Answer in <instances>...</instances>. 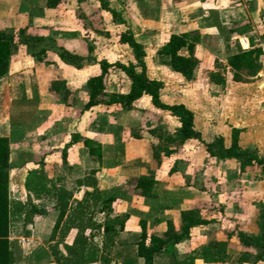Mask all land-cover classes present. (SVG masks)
<instances>
[{
    "label": "crops",
    "instance_id": "0c3cea01",
    "mask_svg": "<svg viewBox=\"0 0 264 264\" xmlns=\"http://www.w3.org/2000/svg\"><path fill=\"white\" fill-rule=\"evenodd\" d=\"M127 1L130 6L132 5V20L139 21L142 26L145 23L144 27L152 29L156 27L157 20L167 21L166 25L171 30L163 43L172 33L193 29L200 31L199 50L202 62L193 79L185 80L181 73L172 71L165 63L166 59L157 53L159 47L155 50L160 59L157 64L164 65L171 72L182 77L181 102L194 111L196 119L199 114L196 103L203 102L202 106L205 108L203 113L208 114L209 118L211 117V119H207L206 115L202 116L206 124V129H203L207 134L212 129L213 134L222 135L227 145H230L233 128H239V145L242 148L257 146L262 152L260 153L264 154V0H160L159 3L162 5L159 6L158 19L146 16L145 10L140 9L139 3L135 0ZM144 1L143 5L146 4V1L148 3L151 0ZM41 2L40 0H0V30L28 26V31L32 34L41 35L48 40L47 42H50L45 43L48 48L46 61H38L34 56L29 55L27 45L15 43L12 46L8 72L0 77V136L9 139L7 191L12 212L11 228L13 222L23 220L22 225L26 228L24 236L34 247H37L43 240L50 239V242L56 243L58 239V231L55 238L53 234L56 232L55 225L60 215L57 194L61 187L72 191L73 199H81L86 191L104 189L106 184L108 187L107 177L103 176V172L113 173L114 177L118 176L117 174L121 171L119 164H124V161L133 162V168L128 171L132 176H155L154 173L146 172L144 165L155 160L153 145L156 144L157 139L149 132L151 127H142L141 124L142 129L136 130L133 122L129 123L130 120L133 121L131 117L133 119L136 116L140 117L142 107L146 106H141L139 103L148 95L138 99L135 107L130 110L111 112L101 105H96L82 111L83 104L88 98L87 80L100 72V65L98 62L85 61L81 68H77L59 58L57 52L61 46L67 49L79 48L81 38L86 36L84 33L75 34L76 28L69 26L72 21L66 15L49 16L32 13L30 11L32 8L45 7ZM124 2L120 0V9L118 7L115 9L125 20L127 11L123 8ZM40 27H49L50 29L47 32H37L36 30H39ZM148 31L152 33L151 30ZM134 34L138 39L140 34ZM251 40L256 46H261L263 49L260 56L262 67L255 75H244V81L233 80L227 63L228 56L237 51L238 42L243 48H247L250 46ZM141 42L146 46L145 41ZM95 50L94 56L98 61L101 59H107L110 62L120 61L100 56ZM182 52L186 53L185 50ZM133 57V51L130 49L129 60H133ZM146 62L150 75L147 55ZM48 67H52L54 70H49ZM223 68L229 70L231 77L227 78L226 76L224 85L212 82L208 75L209 72L223 70ZM54 73L61 75L60 80H55ZM119 73V70H110L106 75L107 91H128L129 81L126 80V75L123 72L120 80L117 76ZM150 77L163 80L160 77L151 75ZM120 81L125 87H120ZM53 82L63 83L64 88L69 91L68 99L64 98L62 88L52 87ZM191 83L192 87L190 88ZM167 84L165 82L161 89L162 99ZM192 96L194 98L190 99ZM15 103H18L19 107L18 111L14 113ZM149 105L151 106L150 110L160 113L164 111L155 107L151 101ZM69 108L73 111L69 112ZM77 109L78 111H76ZM96 114L98 118H96ZM22 116L24 119L21 118ZM62 119L66 120L65 123H69L67 128L61 129L59 124H56ZM197 122L196 120L195 123L197 124ZM132 127L135 129V133L131 132L130 128ZM119 129L120 135L118 134ZM203 129H200L202 133H204ZM126 130L128 133L124 134L123 131L126 132ZM77 133L82 137L97 140L101 146V155L90 154L89 147L83 141L69 144L73 135ZM192 140L188 139L186 142ZM110 151L112 159L108 160L107 154ZM129 154L133 155L127 157ZM106 161L108 163H105ZM100 162H104L102 166L99 165ZM93 163L95 166L92 165ZM115 163L118 165L115 166ZM158 163L160 164L161 160ZM247 167L244 173L249 171ZM87 169L91 174L86 173ZM258 171L259 174L257 173L255 176H247L248 180L245 181L247 183L242 187L236 184L230 190L231 198H234L235 193L241 191L242 188L245 195H250L251 198L254 190L256 191L259 186L264 185L261 167ZM77 172H82L83 176H81L82 178L78 176V180L75 181L77 188L72 189L71 177ZM93 175L95 176L92 177ZM118 177L120 184L126 179V175H122V173ZM243 177H245L244 174ZM121 189L120 187V191ZM133 189L134 192L138 191L134 185ZM99 191L103 195V192ZM77 192H83L81 198H75ZM262 203H264V199ZM18 204H22L25 210L18 212ZM31 206L35 207L36 211L29 215L31 221H27L24 216ZM256 214L252 224L245 208L233 209L230 213H226L229 217L236 219L235 226H238L239 229L255 234L259 231L257 223L259 210ZM203 227L207 228L208 226ZM214 229L219 230L217 235L222 231L220 227ZM76 233L77 229H71L65 242L71 244ZM220 234L223 235V231ZM19 237L22 235L9 236V239L20 244ZM31 252L29 250L26 253L23 252L24 257H28ZM38 252L35 255V264L45 263L49 258L47 252L43 250L42 253L39 252V255ZM61 254L65 253L61 252ZM50 258L53 259L52 256ZM199 260L206 264L203 259ZM16 262L21 264L17 259ZM261 262L264 263V260Z\"/></svg>",
    "mask_w": 264,
    "mask_h": 264
},
{
    "label": "trees",
    "instance_id": "16d2710c",
    "mask_svg": "<svg viewBox=\"0 0 264 264\" xmlns=\"http://www.w3.org/2000/svg\"><path fill=\"white\" fill-rule=\"evenodd\" d=\"M61 1L44 0L48 7H57ZM99 1L104 9L111 12L114 20L124 21L120 12L110 7L107 0ZM45 40L46 38L43 36L35 35L28 31V26L0 30V77L8 72L12 46L15 43L27 45L28 52L36 60L46 61L48 48L45 45ZM118 41L130 46L134 54L133 60L129 62H110L107 59H101L98 61L94 56L95 46L93 42L84 37L81 38L79 48L67 49L61 46L58 50L57 54L63 62L74 65L77 68H81L85 61L98 62L100 65V72L87 80L88 98L83 104L82 111L96 105H101L111 112L130 110L135 107L138 99L148 95L155 107L170 111L180 121L175 134H170L166 130L161 133L150 128L149 132L153 136L159 140L162 138L164 141L169 142V140L173 139L179 140L181 143L188 139H198L206 145L209 156L233 158L239 162L242 171L247 166L257 164L261 167L262 177L264 178V155H261L256 147L242 148L239 145V128H233L232 141L229 146L224 144V138L221 135L205 140L201 131L196 128L195 114L188 106L182 102L167 103L162 99L161 89L164 87V81L150 77L148 74L145 45L137 39L131 28L128 27L126 30L118 32ZM200 42L201 34L197 29L172 33L158 48L157 53L166 59H164L165 63L172 71L181 73L186 80H191L196 76L202 62V55L199 50ZM182 50H185L186 53H183ZM262 53V47L256 46L252 40L247 48H243L238 42L237 51L230 54L227 60L233 80L244 81V71L255 68ZM110 70H119L126 75V80L129 81L127 92L106 90L105 77ZM208 75L214 83L221 85L226 83V76L221 70H212ZM62 84V82H57L53 84V87L55 89L62 88L63 90L61 91H63L64 98L68 99L69 91ZM159 133L163 137H160ZM77 141H83L89 147L90 154L101 155V146L97 140L82 137L77 133L73 135L69 144ZM158 143L162 142L159 141ZM159 145L163 146L161 148H165L160 149ZM172 150L162 144L153 145V154L158 162L161 160L162 153L170 155ZM8 157L9 139L0 136V264H13L16 261L15 242L9 239L12 212L7 191ZM155 182L156 178L154 175H140L134 180V187L143 196H148ZM72 195L73 192L64 187L58 190L57 200L60 215L55 225V231L59 230L56 244L58 246L62 244L63 248L67 250V254L56 253L57 260L61 261L63 259L68 264H96L97 262L99 264H119L110 258L107 248L114 243V238L119 231L124 229L126 220L116 214L114 217L106 219L104 224H98V228L102 227V232L107 240V246L103 251H100L96 245L91 244L94 234L92 233L94 223L87 216L88 211L93 206H97L99 201L102 202V211L109 214L114 212L111 204L115 197L103 198L98 189L86 191L81 199H73ZM23 210H25L23 205L18 204L17 211L21 212ZM35 211V207H29L28 213L24 218L27 221L30 220L29 215ZM211 222L212 220L201 216L199 209L183 210L181 211L180 229L177 230L170 227L164 234H160L151 232L148 227V221L143 219L141 220V233L136 241V254L132 255L127 251L123 254L120 251L123 258L122 264H155L156 255L162 251L172 253L171 264H195V261L196 264H203L199 259H203L206 264H250L264 260V203L261 204L259 209V231L256 234L243 231L236 226L223 230L226 239H218L216 235L219 230L203 227ZM195 227H201L199 233L212 239L202 245L199 250L185 251L183 257H177L173 253V247L181 240L190 238ZM73 228L77 229V233L73 242L69 244L65 242V239ZM232 248L238 249L241 253L235 263L231 261L230 249Z\"/></svg>",
    "mask_w": 264,
    "mask_h": 264
},
{
    "label": "rangeland",
    "instance_id": "374dc122",
    "mask_svg": "<svg viewBox=\"0 0 264 264\" xmlns=\"http://www.w3.org/2000/svg\"><path fill=\"white\" fill-rule=\"evenodd\" d=\"M107 1L110 7H118L120 9V0ZM123 1H125L123 8L127 11V13L125 14L126 18L124 17V21L114 20L111 12L107 9H104L99 0H62L59 6L53 7L55 8L54 10L53 8H49L48 6H46L44 0H40L42 5L45 7H36L34 9L32 8V10L30 11L34 14L37 13L39 15H66V17H69V19L72 21L70 24L68 23L69 26L72 28H76L75 34L84 33V35L86 36L84 38H87L93 42L96 49L95 52L97 51L96 53L98 55L107 56L109 58L117 59L120 61L122 60L123 62L130 61L129 55L131 48L127 44H122L118 41V32L124 31L128 27L131 28L134 33H138V35L140 34L138 37L139 40L142 39L141 41L146 42L145 48L147 51V60H149L150 64V75L163 78V80H165L164 83H168L167 85H165L166 87L163 91V100L171 104L181 102L182 97L180 95V88L183 87V81L181 79L182 77L174 74L164 65L157 64L158 62H160V59L156 55L155 50L160 47L163 41L168 37L171 30L166 25L167 21L157 20L156 27L148 29L146 28V26L144 27L145 23H143L142 26L139 21L132 20V5L130 6L129 1L127 0ZM135 1L139 3L140 9L143 8L145 10L146 16H151L155 19L157 17L158 19L160 15L159 6L162 5V3H159L160 0H151L148 1V3L146 1L145 5L142 4L145 2L144 0ZM44 28L40 27L39 30L36 31L47 32L50 29L49 27H46L44 30ZM148 30H151L152 33ZM45 41L46 43H50L47 42L48 40ZM261 67L262 62L259 58L255 68H253L252 70H246L247 72L244 71V75H255L257 71L261 69ZM48 68L49 70H54L52 67ZM55 71L57 70L55 69ZM221 72L224 73L227 78L231 77V74L227 68H223ZM122 74L123 73L120 71L119 75H117L120 80L122 78ZM53 76L55 80H60L61 78L60 74L54 73ZM120 87L123 88L125 87V85H123L121 82ZM191 87L192 83L190 85V88ZM192 98L194 97H190V99ZM150 101V97L148 96L144 97L140 101L139 104L146 107H142V109L140 108L142 111L140 117L136 116L135 119L131 117L133 121L130 120L129 123L133 122V126H135L134 128L136 130H141L142 124V127L149 126L161 133L166 130L170 134H175V130L180 125V121L177 119V117L172 115L170 111L164 110L162 113H160L155 112L154 110H150ZM17 104L18 103H15L14 113L18 111L19 104ZM196 104L198 105L197 108L199 114L197 119L195 118V121H198L197 124L195 123V126L198 130H202L206 125L203 118L204 115H206L207 119H211V117L209 118L208 114L203 113V110L205 109L202 106L203 102H199ZM136 108L139 109V107ZM209 109L211 108L209 107ZM68 111L71 112L73 110L69 108ZM76 111H78V109ZM21 118L24 119L23 116ZM96 118H98L97 114ZM65 122L66 120L62 119L61 121L56 122V124H59V127L63 129L67 128V126L69 125V123ZM177 122L179 123L178 126ZM135 129H133V127L130 128L131 132L134 133ZM205 129H203L204 133L201 132L202 137L205 140H210L215 136H218L216 134H213L212 129L209 134H207ZM123 132L124 134H126L128 133V130H126V132ZM161 133H159V135L160 137H163ZM118 134L120 135V129ZM159 141L162 143H158ZM156 144L165 145L166 148H171L173 150L170 155H166L164 153L161 154L160 164L154 157L156 161L151 160L149 161V163H146V165H144V170L148 173H154L157 179L155 185L153 186L154 188H152L148 196L144 197L139 193V191H133V180L137 176H132L131 173L128 172L130 168H133V162L124 161V164H119L121 168L120 173H122V175H126V179L123 180L125 182L123 183V181H121L122 185L120 184V178L118 177L120 173L117 174L118 176L116 177H114L115 174L109 173L111 175L110 177L108 172H103V176L107 177V183L109 185L108 187H106V184L104 189L99 190L103 192V195H101L103 196V198H107L109 196L115 197V200L111 204L114 212L109 214L105 211H102L101 201L98 202L97 206H93L88 211L87 216L91 218L94 223V229L92 231V233L94 234L91 244L96 245L100 251L104 250V248L107 246V240L102 232V227L98 228V224H104L106 219L114 217L116 214L126 220L125 228L119 231L118 235L114 238V243L107 248V253H109L110 258L113 261H117L119 264H122L123 261L120 251L123 252V254L126 251L132 255L136 254V241L139 239V235L141 233V220L143 219L148 221V227L151 232L164 234V232L170 227H173L177 230L180 229L181 211L188 209H199L201 216L212 220V222L207 225V228L214 229L220 227L223 231L227 228L236 227V219L233 217H229L228 215H226V213H230V211L233 209L245 208L249 218L252 220V224L254 223L255 215H257L256 213L260 209L262 200L264 199V185L259 186L256 191L254 190L251 198L250 195H245L246 193L243 191V188L241 191L235 193L234 198H231L232 194L230 193V190L236 184H239V187H242L243 184L245 185L247 183L245 181L248 180V178L246 177L255 176L259 172V166L255 164L253 166H249L247 167V170L249 171L247 173H244V170L242 171L240 169L239 162L233 158H219L209 156L206 145L200 142L198 139H193L192 141H185L181 143L179 142V140L172 139L167 142L162 138H160V140L157 138ZM224 144L226 146H229L225 142V139ZM159 146L160 149L165 148H161L163 147L161 145ZM254 147L258 149L259 153L261 152L259 147L251 146V148ZM111 155L112 153L110 151V153L107 154L108 160L110 158L112 159ZM132 155L133 154H129L127 155V157H131ZM144 161L146 162L147 160ZM103 163L104 162H100L99 165L102 166ZM105 163H108V161H106ZM92 165L95 166L94 163ZM116 165L118 164L115 163V166ZM242 172L245 177H243ZM86 173L91 174L88 169ZM95 175H93L92 177H94ZM78 176L82 178L81 176H83V173L77 172L74 173L71 177V181H73L72 189L77 188V182L75 181L78 180ZM120 187L122 188L121 191ZM82 194L83 192H77L75 198H81ZM22 224L23 220H16V222H13L10 235L11 237L22 235V237H19L20 244L16 242L14 246L16 254L15 259H17L18 262H21V264H35V255L38 251L42 253V251L44 250L47 252L49 258H47L45 263L43 264H68L63 259L61 261H58L56 258V253L58 252H64L65 254H67V250L63 248V246L60 247V245L58 246L56 243L50 242V239H46L41 241L42 243H39L38 246L35 244V246L37 247H34V245H31L26 239L27 237L24 236V234L26 235V228ZM199 228L200 227L194 228L193 234L190 238L181 240L173 247V253L177 257H183L185 251L199 250L202 245L206 244L209 240L212 239L207 235H201L199 233ZM57 231L59 233V230ZM57 231L53 234L54 238L57 235ZM222 231L219 232L217 238L224 240L226 239V236L224 233L223 235L220 234L222 233ZM27 250H29L30 252L31 250L33 251L29 253L28 257L25 258L23 252L26 253ZM36 250L38 251L36 252ZM39 252L38 255L40 254ZM230 252L231 261L235 263L241 253L238 249L236 250L234 248L230 249ZM171 254L172 253L168 251H162L161 253H158L156 255L155 264H171ZM51 256L53 259L50 258ZM13 264H17V262L14 261ZM96 264H99V262H97ZM250 264L256 263L252 262ZM259 264L264 263L260 261Z\"/></svg>",
    "mask_w": 264,
    "mask_h": 264
}]
</instances>
